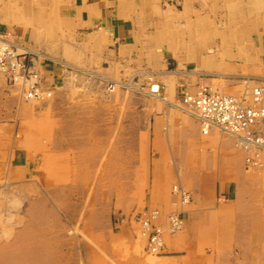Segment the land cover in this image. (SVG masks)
I'll list each match as a JSON object with an SVG mask.
<instances>
[{"label":"crops","instance_id":"0c3cea01","mask_svg":"<svg viewBox=\"0 0 264 264\" xmlns=\"http://www.w3.org/2000/svg\"><path fill=\"white\" fill-rule=\"evenodd\" d=\"M153 2L0 0V37L11 33L17 44L36 56L41 86L56 96L54 108L65 102L60 99L61 91L71 84L65 65L77 68L78 76L112 83L130 81L128 88L139 93L150 89L147 78L154 76L162 87L157 101L145 94H112L115 90L106 88L111 105L126 110L124 131L111 128L84 133L82 139L126 143L121 150L119 143L112 146L106 167L98 153L91 157L90 164L85 163L87 171L123 173L127 188L137 186L142 174L147 203L163 212L173 197L171 183L180 181L191 192L193 203L181 210L184 230L166 240L171 250L190 253L182 257L199 264L205 259L214 264H264L263 177H250L245 171L246 153L232 136L217 128L203 134L198 119L180 102L183 89L195 92L207 86L215 92L243 96L263 84L264 38H248L254 45L247 55L231 52L227 46L232 43L230 35H223L225 47L217 52L195 49L185 37L175 38V23ZM224 4L230 6L227 0ZM232 58L250 59L253 64L220 65L222 59ZM42 108L45 105L39 102L25 104L18 89L0 78V141H5L0 172L16 176L21 183L30 174L29 166L33 172L37 169L33 156H47L51 163L57 152L66 155L69 147L61 143L69 139L57 137L62 134L55 131L48 137L53 144H39V125L44 119L37 114ZM119 122L117 118L112 123ZM136 142L144 150L142 156L135 154ZM89 145L91 149L97 146ZM119 229L118 234L108 232L109 238L133 248L144 246L145 239L134 226L124 223Z\"/></svg>","mask_w":264,"mask_h":264},{"label":"rangeland","instance_id":"374dc122","mask_svg":"<svg viewBox=\"0 0 264 264\" xmlns=\"http://www.w3.org/2000/svg\"><path fill=\"white\" fill-rule=\"evenodd\" d=\"M227 2H230L229 7L224 4L225 0H154L153 4H157V7H153L175 23L172 29L176 32L175 38L185 37L186 42L193 44L195 49L217 52L225 47L222 44L223 35H230L232 43L227 46L230 45L231 52L247 55L254 45L248 38H264V0ZM146 6L149 8L148 4ZM221 61V66L253 64L250 59ZM70 67L73 66L65 65L66 72L72 77L71 84L61 91L60 99L65 102L59 108H54L56 96L50 95L39 102L45 108L39 109L37 114L44 119L39 125L42 133L39 144L42 147L53 144L48 137L55 131L62 134L57 137L65 135L69 139L61 142L69 146L67 154L59 155L61 153L57 152V156L51 158V163L47 156H33L38 163L37 169L33 172L32 166H29L30 174L26 175L25 183L19 182L16 176L0 172V264H199L198 260H185L182 257L190 253L171 250L168 244L163 254L156 255L147 251L146 240L144 246L137 244L133 248L129 243L123 245L121 241L109 238L108 232L118 234L119 227L124 223L134 226L141 234V225L130 219L145 208L158 211L157 223L167 227L168 216L190 206L193 196L190 205L177 204L173 186L183 184L174 180L171 183L173 197L170 207L163 212L147 203L148 190L142 188L145 182L142 174L137 177V186L127 188L123 186V173L87 171L85 163L88 166L91 157L98 153L101 164L106 167L113 154L112 146L119 143L121 150L126 142L85 141L82 139L84 133L107 132L111 128L122 132V122L127 115L124 108L111 105L106 88L112 81L78 76L75 73L77 70H68ZM0 78L6 82L5 78ZM150 78L155 79L154 76L147 79ZM116 83L128 86H116L112 94L124 92L127 97H143L138 95L145 94L128 88L130 81ZM102 90H106L107 94L103 95ZM18 91L22 97L21 90ZM149 98L154 101L159 99L153 96ZM117 118L119 125L112 123ZM48 121L54 126L49 125ZM4 143L0 141V158ZM90 143L97 145L96 148L91 149ZM136 143L135 154L142 156L144 150ZM247 173L250 177H263L264 181V167ZM174 236H166L165 242ZM200 255L205 257L207 253ZM202 264L214 263L205 259Z\"/></svg>","mask_w":264,"mask_h":264},{"label":"built area","instance_id":"2783aa9c","mask_svg":"<svg viewBox=\"0 0 264 264\" xmlns=\"http://www.w3.org/2000/svg\"><path fill=\"white\" fill-rule=\"evenodd\" d=\"M35 57L17 44L11 33L0 37V76L5 78L9 86L21 90L23 101L27 105L41 102L51 95L50 91L41 86V78L34 65ZM68 70L78 69L70 67ZM148 81L150 89L144 93L161 98L160 83L152 78ZM116 86L126 88L128 84L110 83L107 90L113 92ZM180 102L198 119L203 134H209L212 129L217 128L236 140L237 145L246 153L247 172L264 167V83L243 96L215 92L207 86H201L195 92L183 89ZM173 195L181 206L192 203L191 193L181 184L173 186ZM158 219V211L145 208L130 220L141 225V235L146 240L147 251L161 255L166 249V236H174L183 231L184 221L181 212L168 216L167 227L157 223Z\"/></svg>","mask_w":264,"mask_h":264},{"label":"bare ground","instance_id":"6f19581e","mask_svg":"<svg viewBox=\"0 0 264 264\" xmlns=\"http://www.w3.org/2000/svg\"><path fill=\"white\" fill-rule=\"evenodd\" d=\"M47 56V55H46Z\"/></svg>","mask_w":264,"mask_h":264}]
</instances>
